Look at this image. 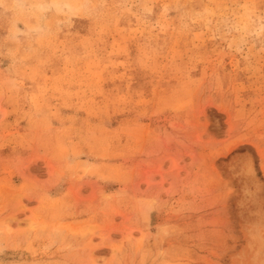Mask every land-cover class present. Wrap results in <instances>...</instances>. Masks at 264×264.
Returning a JSON list of instances; mask_svg holds the SVG:
<instances>
[{
    "label": "rangeland",
    "instance_id": "1",
    "mask_svg": "<svg viewBox=\"0 0 264 264\" xmlns=\"http://www.w3.org/2000/svg\"><path fill=\"white\" fill-rule=\"evenodd\" d=\"M0 264H264V0H0Z\"/></svg>",
    "mask_w": 264,
    "mask_h": 264
},
{
    "label": "bare ground",
    "instance_id": "2",
    "mask_svg": "<svg viewBox=\"0 0 264 264\" xmlns=\"http://www.w3.org/2000/svg\"><path fill=\"white\" fill-rule=\"evenodd\" d=\"M34 221V220H33ZM32 222V221H31ZM35 224V223H34ZM41 224V223H40Z\"/></svg>",
    "mask_w": 264,
    "mask_h": 264
}]
</instances>
